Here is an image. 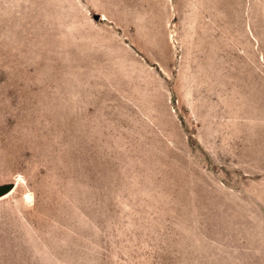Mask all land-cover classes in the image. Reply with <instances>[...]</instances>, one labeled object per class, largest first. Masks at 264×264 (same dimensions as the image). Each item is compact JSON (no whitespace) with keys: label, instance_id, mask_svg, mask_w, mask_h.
Wrapping results in <instances>:
<instances>
[{"label":"rangeland","instance_id":"374dc122","mask_svg":"<svg viewBox=\"0 0 264 264\" xmlns=\"http://www.w3.org/2000/svg\"><path fill=\"white\" fill-rule=\"evenodd\" d=\"M0 264H264V0H0Z\"/></svg>","mask_w":264,"mask_h":264},{"label":"water","instance_id":"95a60500","mask_svg":"<svg viewBox=\"0 0 264 264\" xmlns=\"http://www.w3.org/2000/svg\"><path fill=\"white\" fill-rule=\"evenodd\" d=\"M11 184H8L6 186H4L3 188L0 189V194L4 193L5 191H7L10 188Z\"/></svg>","mask_w":264,"mask_h":264}]
</instances>
